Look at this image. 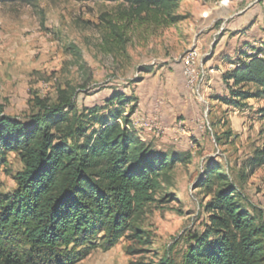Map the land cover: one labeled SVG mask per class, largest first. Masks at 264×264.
Returning <instances> with one entry per match:
<instances>
[{
	"label": "rangeland",
	"instance_id": "obj_1",
	"mask_svg": "<svg viewBox=\"0 0 264 264\" xmlns=\"http://www.w3.org/2000/svg\"><path fill=\"white\" fill-rule=\"evenodd\" d=\"M253 1L183 0L170 17L138 16L122 2L0 3V116L23 122L64 97L78 111L103 107L119 92L137 100L134 113L125 115L141 141L159 153L184 156L145 208L138 223L143 239L122 238L77 264H181L188 242L206 222L209 197L196 182L210 160L264 222V164L252 171L248 166L264 150V120L257 111L264 102L247 100L241 110L218 101L227 96L221 74L228 65L222 63L219 73V64L211 62L222 44L264 47V16L253 10L233 15ZM223 3L234 11L225 12ZM256 4L263 7L264 0ZM192 52L196 79L204 74L200 98L183 72L182 59ZM22 170L20 158L8 153L0 194L16 189Z\"/></svg>",
	"mask_w": 264,
	"mask_h": 264
},
{
	"label": "trees",
	"instance_id": "obj_2",
	"mask_svg": "<svg viewBox=\"0 0 264 264\" xmlns=\"http://www.w3.org/2000/svg\"><path fill=\"white\" fill-rule=\"evenodd\" d=\"M84 1L122 2L138 16L170 17L183 0ZM226 61L227 96L218 101L241 110L247 100L264 102V47L245 43ZM136 101L117 92L103 107L78 111L64 97L23 122L0 116V168L8 153L23 164L16 189L0 194V264H77L122 238L143 239L138 223L145 208L184 156L159 153L139 139L125 115L134 113ZM257 111L264 120V106ZM263 164L264 150L248 166ZM247 177L241 174V182ZM196 189L209 197L206 222L181 264H264L263 215L222 166L210 160Z\"/></svg>",
	"mask_w": 264,
	"mask_h": 264
},
{
	"label": "crops",
	"instance_id": "obj_3",
	"mask_svg": "<svg viewBox=\"0 0 264 264\" xmlns=\"http://www.w3.org/2000/svg\"><path fill=\"white\" fill-rule=\"evenodd\" d=\"M223 6H220V7H223L225 12H227L228 14H230L232 11H234V8H232L231 6H227L225 5L224 3L221 4ZM254 11L255 13L257 12H260L259 15L261 16H264V6L262 7L261 5H257L256 4V0L253 1L251 4L243 7L242 9L240 10H236L234 11L235 13H233V15H247L250 11ZM260 20V19H259ZM261 21V20H260ZM260 25V24H258ZM257 25V27H258ZM254 27H256L254 25ZM253 45H259L261 47L262 46V43L258 42V43H252ZM243 44H232V46H228V47H224V45L222 44L221 46L219 45L218 47H216L215 49V53L213 54V58L211 59V62H216L217 64H219L218 66L219 67H222L221 64L224 63L226 61V59H232L235 54H236V51L241 48ZM226 70L229 69V66L226 67V65H224Z\"/></svg>",
	"mask_w": 264,
	"mask_h": 264
},
{
	"label": "built area",
	"instance_id": "obj_4",
	"mask_svg": "<svg viewBox=\"0 0 264 264\" xmlns=\"http://www.w3.org/2000/svg\"><path fill=\"white\" fill-rule=\"evenodd\" d=\"M196 56L195 52H192L190 54H188L187 56H185L182 59V63H183V72H184V76L187 80V85L191 88V90H193L196 95L200 98L201 94H200V87L202 86L203 83V79H204V74H203V70L201 71L202 74L200 76V78H197V73L196 70L193 66V62H194V58ZM222 68L220 67L218 72L221 73ZM211 70H209L210 72Z\"/></svg>",
	"mask_w": 264,
	"mask_h": 264
}]
</instances>
